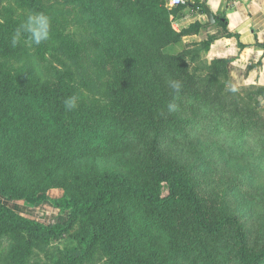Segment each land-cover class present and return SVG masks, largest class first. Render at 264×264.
I'll return each mask as SVG.
<instances>
[{
  "label": "trees",
  "instance_id": "trees-1",
  "mask_svg": "<svg viewBox=\"0 0 264 264\" xmlns=\"http://www.w3.org/2000/svg\"><path fill=\"white\" fill-rule=\"evenodd\" d=\"M132 4L0 0V195L38 200L58 187L67 211L45 224L0 201V232L44 244L97 215L82 240L103 236L112 264H264V86L230 92L223 58L197 73L193 57L162 51L184 34L165 1L150 15L169 21L171 40L154 39L149 11ZM25 9L51 16V38L13 48ZM71 14L82 31H67ZM87 254L62 251L58 264Z\"/></svg>",
  "mask_w": 264,
  "mask_h": 264
},
{
  "label": "rangeland",
  "instance_id": "rangeland-1",
  "mask_svg": "<svg viewBox=\"0 0 264 264\" xmlns=\"http://www.w3.org/2000/svg\"><path fill=\"white\" fill-rule=\"evenodd\" d=\"M165 1L166 7L170 10L168 18L174 30V23L175 20L180 16H184V9L189 6L193 0H185V3L177 6L171 5V0H133V4L131 5V10L133 12H137L140 8H145L148 13V21L147 24L150 26L151 30H154L155 36L153 37L157 41L161 39L167 38V40L172 39V34H170V27L167 21L159 23L160 18H153L150 15V12L153 10L155 11L154 6L155 3ZM196 3L199 5V12L204 13V4L202 0H195ZM203 4V6H202ZM153 8V9H151ZM198 9V8H197ZM27 9L24 10L26 13ZM69 17V18H68ZM65 18L67 22V31H72L77 33L78 31H82L84 29L83 26L80 28L77 27L75 24V20L71 15ZM138 17V16H137ZM136 21V18H135ZM199 22H193L188 27L184 28L182 31L189 34L199 33L200 30ZM139 31L138 28H136ZM177 31V30H176ZM178 32V31H177ZM161 34L163 37H161ZM76 37V36H74ZM213 36L208 34V36L199 42H182V37L179 39L178 42L172 43L164 47V52L170 54L171 56L176 54H183L185 57L194 58V61L191 64L192 68L197 70V73H202V75L206 74V71H202L203 68L201 65L204 64L202 61H206L205 53L208 44ZM78 38V37H77ZM174 53V54H173ZM169 55V56H170ZM208 61V60H207ZM228 62V61H227ZM230 77L229 79V86L235 85L238 88L243 87V85H236L233 81V76L231 74L229 65H228V73ZM228 84H226V87ZM249 87H257L262 85H248ZM264 86V85H263ZM87 94V93H86ZM261 109L262 113L264 114V100L261 102ZM45 193V194H43ZM42 194L45 195L43 197L40 194L41 198L38 200H31V199H10L9 197L0 195V201L7 204L8 206L12 207L14 210L19 212L20 214L27 216L32 219H36L41 221L45 224H53V223H64L67 221V211L57 205V200L61 198L62 191L60 188H50L48 191L43 192ZM97 215H89L88 217H84L86 219L80 220L72 230L63 234L60 237L51 239L47 243H40L39 241H27L25 238L19 237L18 234L14 232H0V264H58L59 256L61 257L62 251L79 249L81 252L83 250L88 251L86 257L78 258V261H74L72 264H112L111 257L109 256V252L107 247H105V238L102 236L101 240H97L94 242L86 243L83 241V237L87 238V229H90L91 224L94 223L96 220ZM264 230V229H263ZM257 233H254V238H256ZM6 247H32L29 250L28 256L25 260L21 258H9L7 260L4 258ZM40 247H44L41 249ZM51 252V255L48 253ZM53 254V255H52Z\"/></svg>",
  "mask_w": 264,
  "mask_h": 264
},
{
  "label": "crops",
  "instance_id": "crops-1",
  "mask_svg": "<svg viewBox=\"0 0 264 264\" xmlns=\"http://www.w3.org/2000/svg\"><path fill=\"white\" fill-rule=\"evenodd\" d=\"M202 3L210 7L216 22H209L206 11L199 12V5L193 0L184 9V16L175 20V29L181 32L193 22L202 26L199 33L185 32L182 42H199L211 34L206 59H226L236 85L263 86L264 0H202Z\"/></svg>",
  "mask_w": 264,
  "mask_h": 264
},
{
  "label": "clouds",
  "instance_id": "clouds-1",
  "mask_svg": "<svg viewBox=\"0 0 264 264\" xmlns=\"http://www.w3.org/2000/svg\"><path fill=\"white\" fill-rule=\"evenodd\" d=\"M182 0H172V3H179ZM0 23H3L0 20ZM176 27V25H174ZM51 38V16L42 11H27L25 18L18 24L10 36V44L13 48L17 46L34 47L40 46L46 43ZM164 51V50H162ZM174 54V53H173ZM167 86L175 94H179L182 90V82L175 79L167 81ZM232 93L238 91V87L232 85L228 88ZM176 96L173 100L168 103L167 111L174 113L179 110V105L175 102ZM80 96L78 94H72L66 97L63 101L64 108L66 111H73L78 107V101Z\"/></svg>",
  "mask_w": 264,
  "mask_h": 264
},
{
  "label": "water",
  "instance_id": "water-1",
  "mask_svg": "<svg viewBox=\"0 0 264 264\" xmlns=\"http://www.w3.org/2000/svg\"><path fill=\"white\" fill-rule=\"evenodd\" d=\"M204 9L206 11V17H207L208 21L211 23L216 22V17L214 16L210 7L208 5H205Z\"/></svg>",
  "mask_w": 264,
  "mask_h": 264
},
{
  "label": "built area",
  "instance_id": "built-area-1",
  "mask_svg": "<svg viewBox=\"0 0 264 264\" xmlns=\"http://www.w3.org/2000/svg\"><path fill=\"white\" fill-rule=\"evenodd\" d=\"M170 3H171V5H182V4H184L185 3V0H182V2H179V3H175V4H173L172 3V0L170 1Z\"/></svg>",
  "mask_w": 264,
  "mask_h": 264
}]
</instances>
